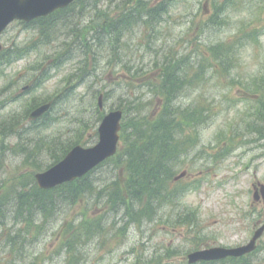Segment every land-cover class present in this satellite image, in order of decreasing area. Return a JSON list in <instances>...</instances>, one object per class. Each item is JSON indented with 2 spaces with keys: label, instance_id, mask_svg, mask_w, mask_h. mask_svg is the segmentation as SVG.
<instances>
[{
  "label": "rangeland",
  "instance_id": "374dc122",
  "mask_svg": "<svg viewBox=\"0 0 264 264\" xmlns=\"http://www.w3.org/2000/svg\"><path fill=\"white\" fill-rule=\"evenodd\" d=\"M126 1L104 0L102 4L91 0L92 4L98 3V7L90 6L87 11L76 5L61 16L46 19L47 28L43 36L38 26L26 28L24 23L18 22L0 37L2 51L9 49V56L12 58L20 56L22 52L25 55L24 59L4 66L0 73V104L4 103V106L0 107V130L7 133L5 136L0 132V196L7 187L16 188L14 185L21 182L25 173L29 174L33 168L44 169L50 163V155L46 149L36 155L38 166H28L23 162L25 153L22 152V147L28 143L11 135L13 131H10V117L15 116L16 120L22 121L18 127H30L28 140L40 142V137L45 135L69 142L70 137L77 135L78 129L84 132L85 129L80 125L81 118H76L78 125L75 126L72 123L73 118L69 116L73 113L80 115L84 110L87 111L88 107L96 108V93L105 86L114 84L94 82L89 90L80 88L79 92L67 101L57 104L60 105L54 114L59 116V120L51 125L47 124L45 131L29 122L27 110L32 111V107L39 101L51 98L56 93H59V96L64 94L66 90L62 93L61 90L63 86L70 84L68 79H74L76 76L72 85L78 83V75L73 73L84 64L87 53L91 58L87 74L93 72L97 61L101 67L107 66L108 61L104 57L113 56L110 50L114 51L115 46L102 51L97 47V43L109 45L114 35H97L98 31L95 29L102 28L103 21L119 18L122 14L121 7H124ZM210 1L181 0L163 16L156 26L157 32L151 30L147 23L141 22L122 36V40H128L130 47L114 55L126 56L125 61L137 67L146 68L142 63L146 59L141 56L149 58L150 51L143 50L141 45L148 42V39L152 40L153 45L156 44L158 50L162 49L159 53H171L179 49L180 53L189 54L194 60L198 59V49H201V54L207 58L211 56L209 49H202L206 42L223 44L224 52L222 58L217 57L214 63L205 64V75L203 74L198 84L179 99L183 106L194 102L207 104L211 116L208 124L201 130L202 143L199 146L193 138L189 139L193 141V146L182 156L176 170L177 175L185 170L187 175L178 182H169L168 189L171 194L177 193V198L173 197L165 208L157 209V212L160 211L159 216L139 229H135L139 226H134L130 231H125L122 237L119 235L123 231L116 234H112L114 230L105 232L94 242V246L88 244L82 249L79 253L80 264H190L187 255L196 248H206L214 244H242L250 238V231L252 232L251 229L257 222L264 221L263 200L256 202L253 197L254 185L264 183V134L261 135V129H264L261 124L264 121L258 123L260 114H263L259 108L264 107V96L243 85L244 81L249 80L246 77L248 74L264 65V0H239L237 4L235 2L236 11L233 12L232 7L231 12H228L230 22L214 33L204 30L208 26L205 24L211 13ZM83 13L88 22L81 24L80 32L77 33L76 21ZM243 19L247 21L244 24L241 23ZM48 22L54 23L56 27L50 30ZM243 27L250 31L259 29V41L251 37V41L245 45L248 37L239 40L243 37ZM49 38L51 42L46 46L44 41ZM34 39L38 44L29 45ZM234 41L239 42V48L238 45L233 46L236 43ZM68 50L77 52L66 56L74 58L64 64L61 61L60 69L55 70L58 75L42 85L43 81L37 78L38 71L34 68L41 63H53L54 59H47L60 52L66 55ZM77 65L78 67H75ZM66 73H70L66 77L68 79L63 80L62 77ZM130 76L125 70L118 76L113 70L110 72V69L105 68L99 78L105 81L109 78L121 83L123 80L129 81ZM146 76L154 79L156 72L146 73ZM91 79L95 77L92 75ZM144 82L145 79L138 84L132 81L135 86L131 89L126 86L119 89V86L115 85L106 108L124 104V100L130 95L144 98L147 114L154 113L158 110L157 101L153 99ZM27 86L30 89H26ZM120 91L124 93V98L120 96ZM98 117V113L89 112L86 121L93 122ZM180 128L185 135H189V124H183ZM72 129L75 130L69 131ZM92 132H95V129ZM77 137H80V134ZM232 144L242 145L241 148L245 151H239V148L235 150ZM16 147L18 148L15 149ZM236 153L237 155H234ZM241 164L243 166H240ZM118 175L119 171L109 168V165L103 166L96 173L97 179L104 180V183L116 180ZM195 184L198 185L197 189H193ZM184 186H189V190L181 194L180 190ZM85 205L79 203L69 209L66 213V218L69 217L66 223H71L72 216L84 214L87 211ZM104 207L107 208V205ZM193 211L198 214L193 224H190L189 219H182L184 213ZM73 219L79 221L80 218ZM106 219L108 225L113 223V219ZM72 229L69 228L68 236ZM65 240L64 236L62 243ZM60 243L58 237L53 235V230H47L40 236L36 245V251L44 253V256L33 259V253L26 255L24 251H20L14 254L10 249H3L4 242L0 241V264H69L66 255L61 253ZM251 261L252 264H264V235L258 241V249L251 256Z\"/></svg>",
  "mask_w": 264,
  "mask_h": 264
},
{
  "label": "trees",
  "instance_id": "16d2710c",
  "mask_svg": "<svg viewBox=\"0 0 264 264\" xmlns=\"http://www.w3.org/2000/svg\"><path fill=\"white\" fill-rule=\"evenodd\" d=\"M94 1L102 4L104 2V0ZM178 1L179 0H170L168 2L169 4L163 1L158 5L151 6L145 0H135V3H133V0H127L123 4L124 7H121L122 14L119 18H111L102 22L103 25L100 31L112 37L114 35V38L112 43H108L109 45H103L102 42H98L97 47L102 51H107L110 49L109 47L112 46L115 47L114 51L110 50L113 56L104 57V59L108 61L106 67H101L98 61L96 62L97 64L94 65V70L90 73L95 77L94 80H102L99 77L103 74L105 68L111 69L117 74L125 70L128 71L131 76L129 81L124 80L123 86L131 89V87L135 86L132 81L138 84L142 80L147 79L148 81L144 82L145 87L159 100V109L152 115L147 114V105L145 103L146 101H143L144 98L132 97L129 95L130 98L128 97L124 100L125 122L123 124L121 136L123 148L122 150L120 149V152L114 158L105 162V164H108V161H112L114 165L116 164L123 168L120 169L117 179L106 183H104V180H98L96 173L99 170L98 168L104 165L101 164L93 171L74 181L63 183L52 189H41L36 185L34 176L31 174L26 181H22V187L16 190L18 193L15 194L14 197H10L5 202V206L0 205V232L7 224L9 220L8 217L12 215L19 216L20 218H17L18 221L26 220L30 222L31 226V221L35 219V216L32 214L34 212L45 214L44 221H52L61 217L69 207L79 202H84L87 208L84 214L85 217H81L79 221L72 218L70 227L73 228V231L70 232V236L67 235L70 227H66L60 234V238L62 237L61 242L63 237H66L61 248L63 250V255L67 256L69 264H80L81 258L79 257V253L88 245V241H92L94 238L98 240L101 234L108 228L107 217L114 220L111 224L112 227H116L120 223H125L126 225L141 223L143 218L147 216L145 214H148L149 211L146 208L142 210L139 209L141 204L140 201L144 198H148L150 200L148 203L153 205L154 203L159 204V202H161L160 200L165 198L164 185L167 184L168 179L172 175V163L178 160L180 147L181 144H183L174 138V131L176 130L175 125L180 124L177 123V120L174 118L180 117V121L188 118L190 123H195L197 120H203V118L207 119L211 116L208 105L202 104V102H194L188 104L186 107L179 106V104L173 105V103L182 96L184 92L186 94L188 90L194 88L198 84L201 76H203V74L205 75L203 71L206 63H214L217 57H223V44L206 42V46H203L202 49H209L211 56L207 58L201 54V49H198V59L196 58V60H194L189 54L183 55L177 50L171 53H159L162 49L158 50L156 44L153 45L152 40L148 39V42L141 45L143 50L150 51L149 58L141 56L146 59L142 62L146 68L131 65V62L125 61L124 57L126 56L122 57L114 54L124 48L130 47L127 39L124 41L121 40L123 36L122 33L124 32L125 34L126 31H129L140 21L143 11L148 14L154 12L160 13L163 10L168 11L169 6L177 4L175 2ZM79 4L82 5L79 7L86 11L88 9L87 5L98 7L97 4H92L91 0H77L74 5ZM221 5L228 6V2L222 3ZM219 11L220 4L216 3L215 12L219 13ZM246 22V19L241 21L242 24ZM148 24L152 28L151 21ZM221 24L222 23H217L218 26H212L220 28ZM207 27L204 29L205 32L212 33V28ZM242 31L243 37L239 40H242V38L247 39L246 37H248L245 45L251 41V37L259 41V36H257V34L260 35L259 29L250 31L246 30V27H243ZM236 45L237 43H234L233 46ZM239 47L238 45V48ZM9 54V49L3 50L0 54V72L3 70L4 65L11 64L24 56L23 52L20 56H16L15 58H12ZM160 54L162 57H160ZM89 55L88 53L85 63L80 67L78 75H80L81 80L78 82L79 85L89 86L90 81L88 77L90 75L86 76L85 74L90 66L91 58ZM151 55H153V57H151ZM52 67L53 64H51L48 69L50 70ZM48 69H44V64H39L35 67L34 70L38 71L37 78L41 81L50 78L47 72ZM153 72H156L154 79L149 78L150 76H146V73ZM246 77H248L249 80L244 81L243 85H256L257 89L255 91L261 92L264 95V65L257 71L251 72ZM118 84L121 86L120 83ZM114 88L115 87H113V89ZM76 89L77 86L72 91L61 95L62 97L58 95L59 97L57 96L58 99L55 104L57 105L60 102L67 101L69 97L77 93ZM113 89L106 92V99L110 100ZM121 91L120 96L124 98V93ZM89 110L98 113L99 117L95 121L89 122L86 121L88 113H80V115H77V118H81V128H90L101 120V114L97 107H89ZM260 112L263 113L262 117L264 118V110L260 109ZM47 117L51 118L50 115H47ZM10 118V131H13L11 135L28 143L22 150L23 153L26 154V163L30 166L32 165L31 163L38 166L36 155L39 153L41 154L45 149L50 155L48 156L50 163L53 164L58 162L74 143L73 141L62 142L60 138H50L45 135L40 137V142L37 140H28L30 127H18L19 123H22V121L16 120L15 117ZM37 124L38 123H34V126ZM38 128H40V126H38ZM0 132L7 136L6 132L1 130ZM38 170L42 169H33L32 173ZM104 203L108 206V209L103 214L95 212L93 214L94 217L90 219L88 217L91 211L90 209L104 205ZM148 203H146V207H150ZM39 224L46 225L42 223ZM32 225L34 226L35 224L32 222ZM38 228H41V226H38ZM125 230L126 229H124V231ZM12 241L17 242L15 238H12Z\"/></svg>",
  "mask_w": 264,
  "mask_h": 264
},
{
  "label": "water",
  "instance_id": "95a60500",
  "mask_svg": "<svg viewBox=\"0 0 264 264\" xmlns=\"http://www.w3.org/2000/svg\"><path fill=\"white\" fill-rule=\"evenodd\" d=\"M73 0H0V32L5 29L13 18L32 19L45 15L56 8L64 7ZM47 106L39 108L32 116H37ZM121 111H113L103 120L99 132L100 143L93 148H75L62 162L44 173H39L37 179L42 187L55 186L64 181L73 180L89 172L107 156L115 153L119 140ZM253 244V243H252ZM252 246L236 249L212 248L190 254V261L211 259L226 255H241Z\"/></svg>",
  "mask_w": 264,
  "mask_h": 264
}]
</instances>
